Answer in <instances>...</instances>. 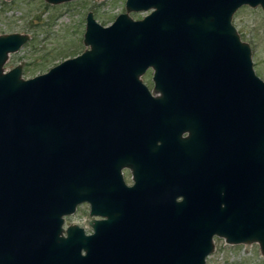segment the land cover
<instances>
[{
	"label": "water",
	"instance_id": "obj_1",
	"mask_svg": "<svg viewBox=\"0 0 264 264\" xmlns=\"http://www.w3.org/2000/svg\"><path fill=\"white\" fill-rule=\"evenodd\" d=\"M258 1L264 7V0H124L105 25L88 10L85 47L25 78L21 63H4L28 36L0 34V210L22 264H79V247L69 253L58 236L62 216L83 201L90 215L105 207L107 217L89 222L97 244L87 264H204L213 235L256 243L264 257V81L230 21L239 5ZM148 67L156 95L140 78ZM175 126L189 132L179 169L169 164L165 177L135 178L130 188L109 176L135 133L168 141ZM212 142L229 150L225 161L216 154L214 175ZM227 171L245 178L246 202L213 205L218 188L229 199L219 179Z\"/></svg>",
	"mask_w": 264,
	"mask_h": 264
},
{
	"label": "rangeland",
	"instance_id": "obj_2",
	"mask_svg": "<svg viewBox=\"0 0 264 264\" xmlns=\"http://www.w3.org/2000/svg\"><path fill=\"white\" fill-rule=\"evenodd\" d=\"M124 0H66L48 3L45 0H0V34L25 33L27 39L10 52L4 63L10 68L21 63V76L30 77L45 71L57 61L80 52L84 15L90 10L94 19L108 24L124 10ZM145 11H128L139 18ZM240 39L250 48L254 73L264 81V9L241 6L231 16ZM151 70L146 69L141 80L151 87ZM86 206L82 205L70 217V222L83 223ZM84 214V215H83ZM204 264H264L256 243L226 244L222 238L213 239V249Z\"/></svg>",
	"mask_w": 264,
	"mask_h": 264
},
{
	"label": "flooded vegetation",
	"instance_id": "obj_3",
	"mask_svg": "<svg viewBox=\"0 0 264 264\" xmlns=\"http://www.w3.org/2000/svg\"><path fill=\"white\" fill-rule=\"evenodd\" d=\"M261 4H262V1H258L254 5H249L248 3L241 4L232 12V14L238 8H240L241 6H245V5L249 7H259L260 9L263 10L264 7ZM147 10L149 11V9ZM142 11H145V10H142ZM133 19H137V18H133ZM230 21H231V17H230ZM146 69L151 70L150 67ZM151 87H152V81H151ZM151 87L147 86V88L151 92L150 94L156 95V93H153L151 91L152 89ZM172 118L173 117H171V119ZM168 120H169V117L166 114L164 118V124H167V125L172 124L171 121L169 120L170 121L169 122ZM173 123H176V122L173 121ZM138 125H139L138 123H135V126H138ZM188 135H189V132L187 129H182V130H179L178 132V127L176 126L173 128V133L171 135L172 139H169L168 141H162L160 138H156L154 141H151L150 139H147L145 137V132L135 133L132 138V142H131V145L128 151L129 153H127V155L124 157L116 158L114 162L110 163L107 166V173L111 177L115 176L116 179H119L123 183V185L128 188L134 185L135 178H145L151 175L165 177L167 175L166 174L167 165L172 164L173 166L171 168H174L176 166L179 169V163L181 161L182 155L184 154L185 141H186L185 138ZM168 143L170 145L169 150L167 149ZM186 144H187V141H186ZM225 145L226 144L224 143V147ZM216 146H215V142H212L209 145V150H210L209 172L213 175L216 169V163H215L216 154H220L222 157V161H225L228 155V151H229V150L227 151L225 149H222L223 151L219 152ZM188 147L193 148L192 145ZM173 162H176V163L174 164ZM219 173L221 172H218V174ZM234 175L236 174L233 173L232 171H227L226 174L223 176V178H219L221 181H223L224 184L225 183L229 184V191L226 192L229 199L228 201L222 200L224 199V195H223L224 193L222 190L218 188V191H217L218 199L212 200L213 205L215 204L216 201L220 203L219 206L221 207L227 204H232L237 201L246 202V199H247L246 197L248 196L246 193L241 191V190H244V191L246 190V180L245 178L238 180V178ZM113 188L108 189V188L102 187V189H108L106 190L107 193L112 192ZM105 204L106 203H104V205ZM82 205L86 206L85 215L83 214L85 216L84 222L81 224L70 222V217L73 216V214H75L78 211V208ZM100 213L102 214H91L90 215V205L88 202L83 201L79 204H76L71 213H68L65 216H62V224H61L62 232L58 236V240L60 239L66 240V248L68 247V244H70L69 253H72L73 251H75V248H77V246L79 247L77 251L78 254L81 256L79 258L80 259L79 264H87L86 256L94 249L95 245L97 244V241L93 238V234L95 230L89 224V222H92L93 224L94 221L95 222L105 221V219L107 218L105 207L101 208ZM5 223H6V218H5V215L2 214V207H1V210H0V264H22V261H21V250L22 249L20 245L18 244V236L17 237L7 236ZM72 227H75V230L69 229ZM65 229H66V234L64 231ZM77 230L79 231V233L76 232ZM214 238H222V237H217L216 235H213L212 242ZM78 240L80 241L79 243H77ZM31 252L34 253V250L32 249ZM32 263H33V260H31V264Z\"/></svg>",
	"mask_w": 264,
	"mask_h": 264
}]
</instances>
